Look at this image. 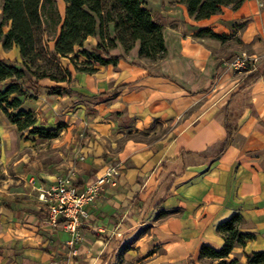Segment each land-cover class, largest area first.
Wrapping results in <instances>:
<instances>
[{
    "label": "crops",
    "instance_id": "crops-1",
    "mask_svg": "<svg viewBox=\"0 0 264 264\" xmlns=\"http://www.w3.org/2000/svg\"><path fill=\"white\" fill-rule=\"evenodd\" d=\"M145 1L161 17L163 60L143 64L139 42L127 52L116 43L108 55L117 61L99 65L82 54L100 42L89 37L73 54L94 73L60 58L70 81L25 85L36 99L20 110L38 128L63 124L56 138L32 128L19 136L0 111V264H208L198 260L201 248H222L216 229L234 214L253 239L230 259L247 264L246 254L264 252V76L245 85L264 72V0L200 21L174 0ZM232 40L250 50L252 69L229 67ZM226 120L235 131L221 151ZM110 163L119 167L116 184L84 206L71 257L74 236L47 222L39 196L70 172L82 190Z\"/></svg>",
    "mask_w": 264,
    "mask_h": 264
},
{
    "label": "trees",
    "instance_id": "trees-1",
    "mask_svg": "<svg viewBox=\"0 0 264 264\" xmlns=\"http://www.w3.org/2000/svg\"><path fill=\"white\" fill-rule=\"evenodd\" d=\"M61 1L64 5L62 15L56 9L55 0H0V46L5 51L16 48L19 57L11 61L0 58V111L16 126L19 136L29 128H32L29 134L42 138L54 139L58 136L63 124L55 130L38 128L36 117L20 110L25 101L36 99L25 85L37 86L42 80L56 83L70 81L72 75L69 69L62 68L60 58L69 59L76 72L94 73L91 62L77 63V56L73 54L75 47H82L87 38L98 36L100 39L91 54L82 52L88 60L99 65L117 61V58L108 55L116 43L127 52L135 42H139L138 59L143 64H156L166 56L161 18L148 10L145 0ZM245 1L174 0L171 5L185 6L188 16L200 21L220 13L222 7L236 10ZM47 12L56 29L52 48L44 37ZM244 23L242 20L241 24ZM240 25H236L238 29L243 27ZM197 35L222 42L227 39L210 30H202ZM263 76L264 72L255 73L248 77L245 85H251ZM224 126L227 139L221 151L230 144L235 131L228 120ZM243 223L244 219L234 214L220 224L216 230L224 241L222 248L216 251L203 246L198 260L208 264H237L235 259H230L233 250L253 239V235L241 233ZM245 258L247 264H264V252H252Z\"/></svg>",
    "mask_w": 264,
    "mask_h": 264
},
{
    "label": "built area",
    "instance_id": "built-area-1",
    "mask_svg": "<svg viewBox=\"0 0 264 264\" xmlns=\"http://www.w3.org/2000/svg\"><path fill=\"white\" fill-rule=\"evenodd\" d=\"M255 61L253 56L241 53L228 65L234 72H240L247 67L252 69ZM118 175V165L110 163L100 175L87 182L82 190H77L74 174L70 172L57 177L52 186L39 196L46 205L47 222L74 236L73 240L66 243L71 257L77 256L74 244L80 236L78 228L87 219L84 206L95 202L106 188L115 186Z\"/></svg>",
    "mask_w": 264,
    "mask_h": 264
},
{
    "label": "rangeland",
    "instance_id": "rangeland-1",
    "mask_svg": "<svg viewBox=\"0 0 264 264\" xmlns=\"http://www.w3.org/2000/svg\"><path fill=\"white\" fill-rule=\"evenodd\" d=\"M55 6H56V9L57 11L59 12V14L62 15L63 13V3L61 0H55ZM161 18V17H160ZM241 27L243 26V24L240 25ZM55 32H56V29L54 28L53 26V19L50 18L48 12L45 14V24H44V37L45 39L47 40L48 42V46L49 48H52L53 47V38L55 36ZM226 53H231V57L229 59V61H233L236 59V57H238L240 55V53H245L246 55H250L251 52L248 48L246 47H241L238 45L237 41L236 40H232L231 42H229L227 44V50H226ZM0 57H3V59H6V60H18L19 57H18V53L16 50L14 49H11L9 51H5L2 49V47L0 46ZM147 65H149V63H147ZM246 69H251L250 67H247ZM245 70V69H244ZM244 70H241L242 72ZM137 139H142V140H149L148 138H145L143 136H135ZM153 139V138H152Z\"/></svg>",
    "mask_w": 264,
    "mask_h": 264
}]
</instances>
